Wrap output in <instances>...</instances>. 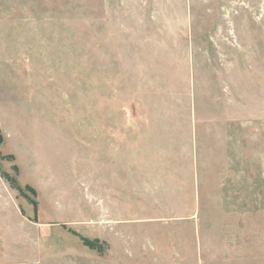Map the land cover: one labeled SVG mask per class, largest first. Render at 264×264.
Instances as JSON below:
<instances>
[{"label":"rangeland","instance_id":"obj_1","mask_svg":"<svg viewBox=\"0 0 264 264\" xmlns=\"http://www.w3.org/2000/svg\"><path fill=\"white\" fill-rule=\"evenodd\" d=\"M0 264H264V0H0Z\"/></svg>","mask_w":264,"mask_h":264},{"label":"trees","instance_id":"obj_2","mask_svg":"<svg viewBox=\"0 0 264 264\" xmlns=\"http://www.w3.org/2000/svg\"><path fill=\"white\" fill-rule=\"evenodd\" d=\"M27 188H29V189H31V190H33L35 192V190L32 189L30 186H27ZM85 241H86L87 244H92L93 243L92 241H90L88 239H85Z\"/></svg>","mask_w":264,"mask_h":264}]
</instances>
